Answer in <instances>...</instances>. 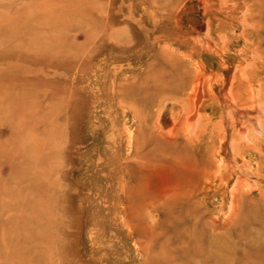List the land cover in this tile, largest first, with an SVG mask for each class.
Segmentation results:
<instances>
[{
    "label": "rangeland",
    "instance_id": "rangeland-1",
    "mask_svg": "<svg viewBox=\"0 0 264 264\" xmlns=\"http://www.w3.org/2000/svg\"><path fill=\"white\" fill-rule=\"evenodd\" d=\"M0 25V264H264V0Z\"/></svg>",
    "mask_w": 264,
    "mask_h": 264
},
{
    "label": "bare ground",
    "instance_id": "bare-ground-1",
    "mask_svg": "<svg viewBox=\"0 0 264 264\" xmlns=\"http://www.w3.org/2000/svg\"><path fill=\"white\" fill-rule=\"evenodd\" d=\"M12 4V3H11ZM9 8V7H8ZM7 9V8H6ZM5 11V10H4ZM98 12V11H97ZM3 13V12H2ZM51 14V13H50ZM53 14V13H52ZM8 15V14H7ZM53 17H54V15H52ZM56 16V15H55ZM2 17H3V15H2ZM4 18H5V16H4ZM17 19V18H16ZM48 20H49V18H48ZM5 22V21H4ZM9 22V21H8ZM8 22H7V24H8ZM10 23V22H9ZM13 23V22H12ZM6 25V24H5ZM1 26V25H0ZM9 30V29H8ZM16 51V50H15ZM31 52V51H30ZM25 53V52H24ZM5 54V53H4ZM2 115H5L4 117H6V113L4 114V112L2 113V114H0V116H2ZM43 171H45V169L43 170ZM14 179V178H13ZM39 229V228H38ZM40 230V229H39ZM4 264V263H3Z\"/></svg>",
    "mask_w": 264,
    "mask_h": 264
}]
</instances>
